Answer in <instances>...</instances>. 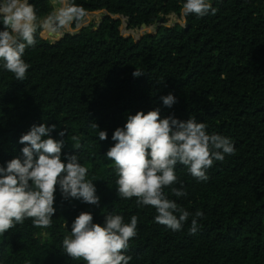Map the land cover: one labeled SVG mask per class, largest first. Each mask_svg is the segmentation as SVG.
I'll return each mask as SVG.
<instances>
[{"label":"trees","instance_id":"obj_1","mask_svg":"<svg viewBox=\"0 0 264 264\" xmlns=\"http://www.w3.org/2000/svg\"><path fill=\"white\" fill-rule=\"evenodd\" d=\"M67 3L73 27L87 13L108 15L97 26L51 41L42 36L41 22L53 15L51 1L32 0L37 30L23 57L30 65L26 78L15 80L0 68V164L20 155L19 138L33 124L56 125L51 135L65 141L62 153L76 154L88 169L100 204L65 200L57 189L51 226L26 219L9 229L0 236V264H85L62 248L82 211L100 224L106 214H119L125 223L137 217V234L123 250L129 264H264V0H211L214 14L190 15L184 25L160 24L157 33L139 39L125 37L122 17L111 15L129 19V28L150 26L179 14L182 0ZM135 69L144 75L133 77ZM169 92L177 98L171 108L161 99ZM157 108L161 117L195 118L209 134L234 144V154L214 161L206 181L176 165L184 197L164 189L178 206L203 213L194 235L188 231L191 217L173 232L155 221L154 208L120 198L114 166L104 156L129 113ZM95 124L107 131L106 140L99 141Z\"/></svg>","mask_w":264,"mask_h":264},{"label":"clouds","instance_id":"obj_2","mask_svg":"<svg viewBox=\"0 0 264 264\" xmlns=\"http://www.w3.org/2000/svg\"><path fill=\"white\" fill-rule=\"evenodd\" d=\"M210 12H215L211 0H182L179 14L184 18L203 17ZM0 25V68L12 73L15 80L24 81L30 65L23 57L25 50L35 45L37 30V17L28 0H0ZM132 75L140 77L144 73L135 69ZM161 99L169 108L177 102L171 92ZM94 126L99 129V141L106 140L107 131ZM55 128L46 122L33 124L19 138L23 145L20 155L0 164V236L26 219L36 227H50L56 213L57 189L65 200L99 206L96 186L86 178L88 169L76 154L62 153L65 141L51 135ZM58 135L62 137L64 132ZM111 139L115 143L104 156L114 166L118 196L135 198L139 207L154 208L155 221L173 232L182 230L191 217L188 231L196 234L203 213L193 214L178 206L164 189L169 188L176 198L186 195L175 172L177 164L185 166L197 180L206 181L214 161L234 154L231 139L209 134L206 125L192 117H161L159 108L129 113ZM137 222L135 216L125 223L119 214H106L100 224L94 222L91 212L82 211L72 221L70 235L62 241L63 252L85 264H129L130 257L123 250L136 236Z\"/></svg>","mask_w":264,"mask_h":264},{"label":"rangeland","instance_id":"obj_3","mask_svg":"<svg viewBox=\"0 0 264 264\" xmlns=\"http://www.w3.org/2000/svg\"><path fill=\"white\" fill-rule=\"evenodd\" d=\"M53 6V15L47 18H44L41 22H47L44 26V30L42 32V36L48 39H54L56 36H62L65 33H75L83 29L84 27L90 26H97L102 18V11H97L95 13H87L84 18L81 20L79 25L73 27V22L75 19V15L72 14L68 8L67 0H50ZM166 22L165 25L172 26L174 24H185V18L182 17L180 14L172 13L165 17ZM53 22V23H52ZM55 25H58L59 28H52ZM83 27L81 28V26ZM160 25V23H155L153 25L148 26L147 29L142 27L140 28H129L127 25V19L122 17V25L120 27L121 32L125 36H131L135 39H139L142 35L146 34L147 32H155L156 28ZM57 31L58 34L53 33V30ZM53 33V35H52Z\"/></svg>","mask_w":264,"mask_h":264},{"label":"water","instance_id":"obj_4","mask_svg":"<svg viewBox=\"0 0 264 264\" xmlns=\"http://www.w3.org/2000/svg\"><path fill=\"white\" fill-rule=\"evenodd\" d=\"M28 2H29V4H30V6L32 5V0H28ZM103 12V14H102V20L105 18V16L106 15H108V13H107V11L106 10H103L102 11ZM114 19H119V18H121V17H123V16H120V15H111ZM123 18H125V17H123ZM127 19V18H126ZM128 22H129V19H127V25H128ZM158 23H160L161 25L162 24H164L165 23V19L164 18H160L159 20H158ZM166 26H169V25H166ZM186 26H187V24H186ZM83 27V25L81 26V28ZM142 28H144V29H147L148 28V26L146 25V24H143L142 25ZM157 31H158V29L156 28V31H155V33H157ZM147 33H149V32H147ZM65 34H63L60 38H58L57 40H59V39H61L63 36H64ZM125 36V35H124ZM125 37H130L129 35L128 36H125ZM141 38V37H140ZM57 40H55V41H57Z\"/></svg>","mask_w":264,"mask_h":264},{"label":"crops","instance_id":"obj_5","mask_svg":"<svg viewBox=\"0 0 264 264\" xmlns=\"http://www.w3.org/2000/svg\"><path fill=\"white\" fill-rule=\"evenodd\" d=\"M92 13H95V12H92ZM47 18V17H46ZM47 22H50V21H46L45 20V22L43 23L44 24V26H45V24L47 23ZM51 23V22H50ZM53 23V22H52ZM53 29H54V27H52ZM52 29V30H53ZM56 30V29H55ZM55 30H53V33L55 32V34H58V32L57 31H55ZM53 33H52V35H53ZM61 37V35L60 36H56V38H54V39H49V40H51V41H55V40H57L58 38H60ZM46 39H48V38H46Z\"/></svg>","mask_w":264,"mask_h":264}]
</instances>
